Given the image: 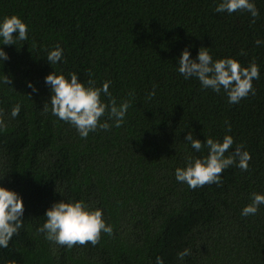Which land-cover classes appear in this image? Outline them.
I'll list each match as a JSON object with an SVG mask.
<instances>
[{
	"label": "trees",
	"instance_id": "16d2710c",
	"mask_svg": "<svg viewBox=\"0 0 264 264\" xmlns=\"http://www.w3.org/2000/svg\"><path fill=\"white\" fill-rule=\"evenodd\" d=\"M0 264H264V0H0Z\"/></svg>",
	"mask_w": 264,
	"mask_h": 264
}]
</instances>
